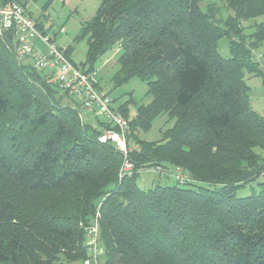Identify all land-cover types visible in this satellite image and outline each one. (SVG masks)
<instances>
[{
	"label": "trees",
	"instance_id": "trees-1",
	"mask_svg": "<svg viewBox=\"0 0 264 264\" xmlns=\"http://www.w3.org/2000/svg\"><path fill=\"white\" fill-rule=\"evenodd\" d=\"M30 1L0 4L27 11ZM204 1L99 0L74 37L87 41L83 72L117 46L115 84L146 83L150 99L128 119L133 171L120 179L122 156L97 141L100 117L84 121L83 107L1 32L0 264H83L96 213L104 264H264V113L250 107L244 79H264L255 59L264 55V0H223L225 17ZM114 108L127 117L125 105ZM158 115L174 121L160 139L135 134ZM170 166L187 179L138 186L141 170Z\"/></svg>",
	"mask_w": 264,
	"mask_h": 264
},
{
	"label": "rangeland",
	"instance_id": "rangeland-1",
	"mask_svg": "<svg viewBox=\"0 0 264 264\" xmlns=\"http://www.w3.org/2000/svg\"><path fill=\"white\" fill-rule=\"evenodd\" d=\"M209 3L217 15L220 17L227 15L223 0H205L201 8L203 9L204 5ZM98 5L99 0H53L51 2H47V0H32L27 5V11L29 16L39 22L44 29L54 28L51 40L58 47L67 48L70 45L73 48L69 57L79 67L85 60L87 41L86 38L74 41V37L77 35L81 24L94 15ZM259 19L257 18L256 21H259ZM249 23L254 24L252 21H241L242 31L249 32L253 29L249 27ZM61 29H63L62 32L60 31ZM37 44L42 45L43 49L45 48L40 41ZM218 50L222 56H229L225 37L218 41ZM118 54L119 48L117 46L105 52L94 62L92 72L96 81V89L107 93L114 107L125 105L128 117L126 118L129 119L135 114L137 104L141 105L142 100L145 98L147 87L146 83L137 77L120 85L115 84L113 76L118 69L116 62ZM85 68H88V65H85ZM244 79L248 86L247 100L250 107L258 113H264V79L262 73L259 75L246 72ZM66 100L67 98H64L65 102ZM79 111L84 121L97 125V120L93 116L94 113L91 115L89 114L90 111L88 112V110L81 107ZM173 122V119H167L165 115H158L151 120L150 126L145 131L137 129L135 134L144 140L156 141L161 137L160 131L171 127ZM169 169L167 172H159L154 168L141 170L136 179L138 186L142 189H147L155 184L153 182H157L160 185L177 183V170L173 166H170ZM246 193H248V188L245 187L237 191L238 195H245ZM99 260L101 264H104L105 256L103 251L99 254Z\"/></svg>",
	"mask_w": 264,
	"mask_h": 264
},
{
	"label": "built area",
	"instance_id": "built-area-1",
	"mask_svg": "<svg viewBox=\"0 0 264 264\" xmlns=\"http://www.w3.org/2000/svg\"><path fill=\"white\" fill-rule=\"evenodd\" d=\"M3 30L13 33L16 43V54L19 59L29 62L33 68L45 72L55 81L57 90L72 100L77 101L84 109L93 111L103 121L99 127L97 141L112 145L122 156L118 168V178L129 175L133 164L128 155L133 147L130 139V124L128 119L117 109L108 94L98 91L92 73H85L76 66L65 53L64 48L58 47L51 40L54 28L41 31L36 21L18 3L0 4V34ZM61 32L63 29L60 30ZM40 41L42 45H38ZM256 60L264 73V55L256 54ZM159 171L157 168H154ZM161 172V171H159ZM264 180V169L260 172ZM187 174L177 170L176 182L182 183ZM98 213L85 227L87 259L83 264H101L99 254L102 251L99 240Z\"/></svg>",
	"mask_w": 264,
	"mask_h": 264
},
{
	"label": "crops",
	"instance_id": "crops-1",
	"mask_svg": "<svg viewBox=\"0 0 264 264\" xmlns=\"http://www.w3.org/2000/svg\"><path fill=\"white\" fill-rule=\"evenodd\" d=\"M45 29H47V28H45ZM92 74H93V72H92ZM94 75V74H93ZM149 99H150V96H146L145 95V98L142 100V103L141 104H145L146 102H148L149 101ZM140 105V104H139ZM138 104H137V106H139Z\"/></svg>",
	"mask_w": 264,
	"mask_h": 264
}]
</instances>
